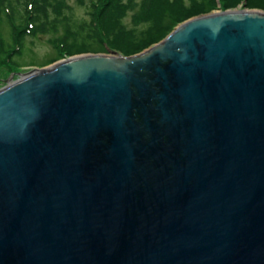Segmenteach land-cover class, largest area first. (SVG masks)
<instances>
[{"label": "water", "instance_id": "95a60500", "mask_svg": "<svg viewBox=\"0 0 264 264\" xmlns=\"http://www.w3.org/2000/svg\"><path fill=\"white\" fill-rule=\"evenodd\" d=\"M12 75L0 264H264V11Z\"/></svg>", "mask_w": 264, "mask_h": 264}, {"label": "trees", "instance_id": "16d2710c", "mask_svg": "<svg viewBox=\"0 0 264 264\" xmlns=\"http://www.w3.org/2000/svg\"><path fill=\"white\" fill-rule=\"evenodd\" d=\"M76 1L87 5L86 17L68 14L67 0H0V21L5 18L15 40L6 61L21 53L27 37L43 34H54L57 51L68 55L106 50L133 55L157 43L177 22L214 5V0ZM245 1L246 8L264 10V0ZM4 47L0 41V51Z\"/></svg>", "mask_w": 264, "mask_h": 264}, {"label": "rangeland", "instance_id": "374dc122", "mask_svg": "<svg viewBox=\"0 0 264 264\" xmlns=\"http://www.w3.org/2000/svg\"><path fill=\"white\" fill-rule=\"evenodd\" d=\"M188 3V0H185ZM245 0H214L211 4V10L205 13H199L192 15L180 22H177L159 41L163 40L175 27L180 25L181 23L209 13L222 12L231 9H246ZM67 3L71 7L68 10V14L73 16V18L80 19L87 16V5H79L76 0H67ZM232 5V6H230ZM247 10H256V11H264L259 8L248 9ZM4 18V17H3ZM129 21V17L126 18V22ZM54 34H43L36 35L34 38L27 37L24 40V44L22 47V51L19 54H15L10 58L9 61L7 59V53L14 46V37L12 36L11 29L6 22L5 18L0 21V41L3 42L5 46L2 51H0V88L6 85V79L9 75L13 74V79L18 78V72H26L35 68H44L52 65L55 62L66 59L70 56H77L81 54L88 53H79L74 55H68L65 53H60L57 51V48L53 44ZM158 41V42H159ZM152 46V45H151ZM150 47V46H149ZM147 47V48H149ZM146 48V49H147ZM145 50V49H144ZM112 50H106L105 52H98L100 54H112ZM141 52V51H140ZM117 53V52H116ZM120 54V53H118ZM122 55V54H121Z\"/></svg>", "mask_w": 264, "mask_h": 264}, {"label": "bare ground", "instance_id": "6f19581e", "mask_svg": "<svg viewBox=\"0 0 264 264\" xmlns=\"http://www.w3.org/2000/svg\"><path fill=\"white\" fill-rule=\"evenodd\" d=\"M247 9V8H246ZM245 8L244 9H240V10H246ZM231 10H235L236 11V9H231Z\"/></svg>", "mask_w": 264, "mask_h": 264}]
</instances>
